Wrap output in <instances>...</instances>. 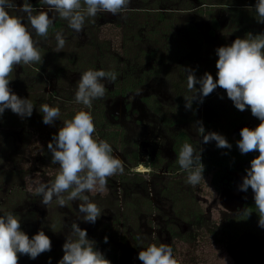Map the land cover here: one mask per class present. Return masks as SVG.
I'll return each mask as SVG.
<instances>
[{"label":"rangeland","instance_id":"rangeland-1","mask_svg":"<svg viewBox=\"0 0 264 264\" xmlns=\"http://www.w3.org/2000/svg\"><path fill=\"white\" fill-rule=\"evenodd\" d=\"M16 1L20 0H14L15 3ZM200 1L206 2L203 4L205 7L206 4L212 3L210 8H205L210 9L207 10L208 14L194 12L192 5L194 3L191 0H131L130 10L127 13L118 16L101 13L95 18H86L83 31L80 33L69 28L67 21L64 20L66 27L59 32L64 36L66 43L59 51L57 46L54 47L55 55H66L74 51L73 45L76 43L85 45L93 37H97L100 41L108 40L112 50L115 51L111 52L116 56L119 55L123 60L125 55L122 49L126 40L132 47L129 49L131 57L140 49L148 50L153 47L147 42H134L132 35H136L140 28L133 23L143 21L145 18L152 20L158 11L174 12L176 16L178 15L179 26L192 18L200 30L207 34L206 23L210 22L207 16L215 14L222 24L226 25L227 13L221 3L256 4L257 2V0ZM37 2L39 0H29L32 6ZM41 6L46 10L45 5L41 4ZM176 8L179 12H175ZM11 14L16 13L11 11ZM129 20L133 25L131 34L126 29ZM24 22L27 23L26 20ZM182 28V26L178 27L179 31ZM55 34H48L45 38L33 32V39L38 42V48L45 46L49 50L53 43H57ZM217 37V39L205 37L201 44L188 38L185 55L174 64L176 74L179 65H183L186 69L194 70L197 78L208 72L215 79L217 72L215 64L218 59L216 50L221 46L230 45L233 39L238 38L227 26L219 31ZM19 66L17 65L10 75L9 86L15 93L13 82L17 79L34 87L28 94L23 93L22 98L32 101L37 106V111L41 104L48 102L47 99L44 101L46 98L44 95L48 97L53 89H57L59 93L56 95L65 97L66 101L70 100L68 97L73 96L71 92L77 90L79 74L73 73L66 79L65 77L59 79L49 73L54 66L47 64L41 79L37 75H29L27 70V72L21 70L23 65L21 68ZM141 66V69L146 70L150 63L143 61ZM186 69L185 73H187ZM102 83L109 88L113 86L108 80H103ZM196 87L198 89L199 85ZM107 94L103 97L104 102L108 100ZM174 94L170 81L159 78L150 79L147 85L131 93L126 100L116 98L108 100L114 122L124 131V146L114 152V156L124 161V172L108 178L105 192L85 193L102 212L95 224L80 219L79 216L83 215L78 214L81 200L67 201L66 206L60 207L54 198L46 207L41 204V196L29 190L30 187L34 188V181L49 183L54 180L59 165L52 164V157L48 156L51 154L47 149L50 140L46 133L50 137L51 133L56 134L63 122L59 124L55 121L53 125H45L42 119H34L28 123L37 125L38 128L33 133L34 128L30 126L32 135L25 137L22 132L15 134V120L21 121L22 117L14 114L10 109L5 110L0 117V215L12 212L21 220L23 227L35 229L36 233L43 230L52 241L51 251L45 252L51 256V264H58L62 258V245L69 236L70 225L76 221L82 229L87 230L88 238L96 242V247L99 245L98 241L107 236L112 247L117 249L119 264H142L138 259V253L152 243L168 244L173 249V256L179 264H264V228L258 226V211L256 209V214L249 216L244 214L246 202L250 200L254 205L255 202L250 188L247 192L239 191L242 178L246 175L239 171L241 164L238 165V172L232 175L235 181V187L230 189L232 195L224 194L221 197L219 194L214 198L210 175L203 173L204 180L198 185L188 184L187 172L180 168L173 149L176 137L184 131L187 139L183 143H190L197 153L202 149V161L216 160L217 157L223 156L224 148H218L215 141L203 143V137L195 130L199 126L197 122H202L206 134L216 132L237 144L241 138L240 130L243 127L255 128L260 121L252 116L249 109H246L239 112L243 114L244 122L250 120L237 129H229L228 114L234 104L228 99L226 92L219 87L203 98V103L195 114L188 112L189 109L180 107ZM147 95L153 96L152 105L161 114L155 112L153 107L146 106L141 100ZM190 95L194 96L195 90H192ZM125 101L131 103V109L120 113ZM181 119L184 121L180 122ZM176 120L179 122L175 125L171 124ZM58 126L60 127L57 128ZM44 127L47 130L41 133ZM145 144L147 146L150 144L147 153L143 149ZM136 152L139 153L141 162H152L156 169L149 170L143 166L147 171H136L138 169L134 164ZM125 155L128 160L125 159ZM131 160L133 163H130ZM250 161L245 164L247 168H250ZM224 169H222L223 176L227 173ZM121 176H127V180H122L124 184L120 179ZM221 187L222 191L226 189L225 184ZM241 205L244 208L243 212L239 211V214H236L237 210L234 207L240 210ZM66 208L69 213L63 212ZM32 213L36 216L35 220L31 218ZM53 218L58 221L55 229L52 224ZM120 241L123 243L121 244ZM48 261L49 259H39L35 264H48ZM19 264L33 263L31 259L20 255Z\"/></svg>","mask_w":264,"mask_h":264},{"label":"clouds","instance_id":"clouds-1","mask_svg":"<svg viewBox=\"0 0 264 264\" xmlns=\"http://www.w3.org/2000/svg\"><path fill=\"white\" fill-rule=\"evenodd\" d=\"M39 2L46 6V10L40 8L37 11L29 0H23L21 5H17L14 0H0V117L9 109L22 118H30L33 114V103L19 97L9 86V77L17 65L43 63L33 32L47 38L58 16L67 21L69 28L80 33L86 18H95L101 13L122 15L130 10L131 0ZM10 10L16 14H11ZM255 11L257 22L264 23V0H257ZM55 39L57 51L63 49L66 40L62 33L56 32ZM216 54L215 79L208 72L197 78L194 70L186 69L187 87L190 91L195 90V95L190 99L185 98V108L190 109L192 102L197 99L203 103V98L219 87L226 92L237 110L243 112L250 109L252 116L260 121L255 128L243 127L240 130L241 138L237 146L241 154L259 153L250 161V168L245 169L246 175L242 178L239 191L247 192L251 188L259 216L258 226L264 228V33H248L245 38L238 37L230 45L219 47ZM116 78L115 72L92 69L84 71L78 80L75 102L91 109L93 100L105 95L106 88L102 81L114 82ZM196 85H199L198 89ZM39 112L43 113L42 122L45 125H53L61 114L59 107L47 103L40 105ZM197 123L199 126L195 130L203 137V143L215 141L218 148H231L223 135L216 132L206 134L202 122ZM95 132L90 111L79 110L71 119L65 120L47 144L51 163L59 165L54 180L49 183L34 181V188H29L41 196V204L46 207L54 198L60 207L66 206L67 201L81 200L78 214L83 215L79 217L91 224L96 223L102 212L85 193L105 192L108 178L124 172V161L114 156L111 145L106 140L96 138ZM201 153L202 149L197 153L186 142L178 155L180 168L187 172V183L193 186L204 180L205 166ZM136 171L147 170L141 166ZM244 214L249 216L251 212L245 211ZM104 242H108L107 236ZM95 244L94 240L88 238L87 230L73 222L69 236L62 245L63 256L58 264H111ZM51 249L52 241L43 230L30 238L21 230V220L16 215L12 212L0 215V264H19L20 255L35 260ZM138 259L142 264H179L173 256V249L165 243L150 244L139 251ZM48 264H51V257Z\"/></svg>","mask_w":264,"mask_h":264},{"label":"trees","instance_id":"trees-1","mask_svg":"<svg viewBox=\"0 0 264 264\" xmlns=\"http://www.w3.org/2000/svg\"><path fill=\"white\" fill-rule=\"evenodd\" d=\"M41 3L37 2L35 7L40 6ZM229 5H240L239 7L230 9V18L233 20L234 23V31H238L239 35H246L248 33H252L253 35L262 34L260 29L264 27V23L257 22V13L255 11V5L252 4H237L231 3ZM243 6V8L241 7ZM150 12V11H147ZM209 12H207L208 14ZM201 14H204L201 11ZM206 14V13H205ZM155 17L145 18V20L140 21L138 23H133L140 28L136 35H132L135 43H150L153 47H150L148 50L140 49L136 51L132 57L130 56L129 49L130 47L128 41L126 40L123 46V53L125 58L121 60L119 55H115L112 50V45L108 40L100 41L97 37H93L88 43L85 45H81L79 42L73 46L74 51L72 53H68L66 55H55L54 47L57 46V43L52 45V47L47 50L45 46L39 47L41 52L43 63H33L29 65H20L19 68L22 67L21 70L24 72H28L29 75H37L41 79L44 76L45 69L47 68V64L53 65V69H51L50 74H53L56 78L61 79L63 72L66 70L65 68H80L83 70L88 69H95V70H104L106 72H115L117 78L113 83L114 89L110 91L111 94L114 95H127V93L134 92L147 84L150 79H159L163 78L165 80L170 81L172 89L176 94V101L177 104L185 108L186 100L185 98H191V91L187 87V75L185 73V66L179 65L178 67V74L174 69L175 65L179 60L183 58L184 51L186 48V43L188 38H194L198 42H202V37L196 26L189 25L184 23L182 25H178V18L175 13L173 12H161L158 11L155 13ZM138 21V20H137ZM127 31L133 32V25L129 21H127ZM177 23V25H176ZM214 24L216 21L214 20ZM183 27L180 31L178 27ZM66 27L64 19L59 18L58 16L55 18L52 27L49 29V35H53L56 32L61 31ZM145 29V31H144ZM63 32V31H62ZM211 36L214 35L213 32L209 33ZM129 45V46H128ZM127 49V51H126ZM113 51V52H111ZM131 57V58H130ZM150 63L149 68L146 70L141 69L142 62ZM27 70V71H26ZM19 79V77L17 76ZM9 79H11L9 77ZM33 83V82H31ZM15 85V94L20 95L22 98V94H28L29 91L33 90L34 87L28 85V83L22 80H15L13 82ZM106 91L108 90L107 87ZM24 89V90H22ZM27 89V90H26ZM51 98L44 95V101L47 99L48 102H44L49 104L50 106L59 107L60 108V117L58 118L57 123L64 122L67 119H71L74 114L79 110L90 111L93 119L94 124L99 128L98 131L95 132V137L98 139L106 140L112 147V149H119L124 146L123 136L124 131L119 129V127H112L108 125V119L105 115V106L103 105L101 99H94L101 100L97 101V103L92 102V105L95 107L94 109H87L82 104H72V101L61 100V97L58 95L53 94ZM26 97V96H25ZM70 100H74L73 97H68ZM150 99L148 102H150ZM32 102V101H31ZM33 103V102H32ZM43 103V104H44ZM150 104V103H149ZM34 105V104H33ZM200 106L199 100H194L192 102L191 108L188 112H195L198 110ZM36 105H34V110L32 116L24 117L21 121L15 120V134L22 132V134L27 137H31L32 131L30 126L34 128L33 133H35L37 125H29V121H34V119H43V113L36 110ZM232 113L228 114L229 117V129L235 128L239 122L241 121L240 116L241 114L237 112L235 107L232 108ZM236 112V114H235ZM34 123V122H33ZM61 126V125H60ZM58 126L57 128H59ZM47 128L44 127V130L41 131L43 133L46 131ZM27 130V131H26ZM50 130V129H49ZM26 133V134H25ZM29 133V134H28ZM53 136V133H51ZM48 139L51 140L52 136ZM16 137V136H15ZM187 139V136L184 132H181L175 142L174 149L177 154L179 155V151L184 144L183 142ZM228 141V140H227ZM231 148H224L223 156L217 157L216 160L204 161L203 164L205 165L206 175H210V186L215 193L216 198L219 195V184L217 181L218 176L221 173V169L225 168L228 171H235L237 170L238 165L245 163L246 161L252 160L255 158L259 153L254 152L253 155H242L238 148L235 146L234 142H230ZM135 155V166L138 165V155ZM51 157V154L48 155ZM132 162V160H131ZM133 163V162H132ZM214 169V170H212ZM243 170L246 167H242ZM212 170V171H209ZM121 181L126 179L127 176H121ZM123 183V181H122ZM124 184V183H123ZM246 211L251 212V214H256V207L251 202L248 203ZM250 214V215H251ZM16 215V214H15ZM35 214H31V218L35 220ZM241 219V218H239ZM249 219V218H247ZM29 219L27 218L26 221ZM57 219H52L53 229L57 226ZM21 229H24V232L29 235L31 238L33 235L36 234L35 229H27L23 227L21 223ZM92 240V239H91ZM99 245L96 247L102 253H104L105 257L111 261V264H119V257L117 255V249L113 248L112 244L109 242L105 243L104 239H100ZM121 244L123 241H120ZM148 244V242H147ZM146 244V245H147ZM23 256V255H22ZM25 258L30 259L28 256L24 255ZM51 257L48 253L41 254L35 260H32V263L35 264L39 259H49Z\"/></svg>","mask_w":264,"mask_h":264},{"label":"flooded vegetation","instance_id":"flooded-vegetation-1","mask_svg":"<svg viewBox=\"0 0 264 264\" xmlns=\"http://www.w3.org/2000/svg\"><path fill=\"white\" fill-rule=\"evenodd\" d=\"M194 4H192V5H194L193 6V9H194V12L195 11H197L196 13H198V14H201V9H204L203 10V12H204V15H205V13L206 12H208L207 10H209L210 11V9H205V8H210V4H212V3H208V4H206L207 5V7H205V5H203L204 3H206V2H202V1H200V0H197V1H193V0H191ZM16 3H17V5H21L23 2L20 0V1H16ZM198 3V4H197ZM229 4H231V3H221V5L225 8V10H226V13H227V20H226V25H223L222 24V22H221V20H220V18L219 17H217L215 14L214 15H211V16H207L209 19H210V22L208 23H206V27H207V29H206V32H207V34H205V33H203L201 30H200V27L199 26H197V23H195L194 22V20H192V18H189V19H187L186 20V22L185 23H187V24H189V25H194V26H196V28L198 29V31L200 32V34H201V37L202 38H205V37H207V38H211V39H217L218 37V33H219V31L223 28H226V26L237 36V37H239V38H245V36L244 35H239L238 34V31H234V23H232L233 22V20L230 18V9H232V8H236V7H239L240 5H235V6H233V5H229ZM238 4V3H237ZM244 4H249V3H244ZM252 5H255V3H253ZM33 7L34 8H36L37 10H40V8L42 7L41 5L40 6H38V7H35V5H33ZM242 8H243V6H241ZM174 10V9H173ZM161 12H165V10H162ZM175 12H179V10H177V8L175 9ZM174 13V12H173ZM210 14H211V12H210ZM203 15V14H202ZM196 17H199L198 15H195ZM214 20L216 21V24H214ZM264 28V27H263ZM263 28L262 29H260V32L261 33H264V31H262L263 30ZM203 34H202V33ZM210 32H213L214 33V35L213 36H211L209 33ZM192 40L194 39V38H191ZM194 40H196V39H194ZM197 41V40H196ZM233 41H234V39H233ZM198 42V41H197ZM199 44H201L200 42H198ZM74 46V45H73ZM68 53H72V51L71 52H68ZM67 53V54H68ZM66 70L63 72V76H62V78L64 79V77H65V79L66 78H68L69 76H71L73 73H76V74H79V75H81L84 71H86V70H83V69H80V68H71V67H67V68H65ZM75 76H78V75H75ZM145 85H147V84H145ZM144 85V86H145ZM144 86H142V87H144ZM106 87V86H105ZM141 87V88H142ZM73 89H75V88H73ZM107 91H105L106 93H105V95L107 94L109 97H108V100L110 99V98H116V99H121V100H126V99H128L130 96H131V93H133V92H131V93H127V95H114V94H111L110 93V91H112L113 89H114V87L112 86V88H109V87H107ZM75 92L76 91H72L71 92V94L73 95V96H75L74 94H75ZM134 92H136V91H134ZM51 95H49V97L51 98L52 96H54L53 94H57V93H59V91L57 90V89H53L52 91H50L49 92ZM175 95V98H176V94H174ZM72 96V97H73ZM71 97V96H70ZM104 97V96H103ZM102 97V98H103ZM152 97L153 96H150V95H147V96H143L142 98H141V100L145 103V105L146 106H148V107H150V108H154L156 111L155 112H157L158 114H161V113H159L158 112V110L156 109V107L155 106H153L152 105ZM101 98V99H102ZM149 98H151L150 99V102H148V100H149ZM214 98H215V96H214ZM64 99H66L65 97H62L61 98V100H64ZM98 99H100V98H98ZM108 100L106 101V102H104V101H102V103H103V105L105 106V115H106V118L108 119V125L109 126H112V127H119V129H122V128H120L121 126L119 125V124H117V123H115L114 121V118L111 116V114H110V109H109V107H110V105H109V103H108ZM218 99H216V101H217ZM69 101H72V104L73 103H75V104H77L76 102H75V99L74 100H69ZM97 101H101V100H93V102L94 103H97ZM215 101V102H216ZM219 101V100H218ZM214 102V103H215ZM150 103V104H149ZM130 106H131V103L130 102H128V101H125V106L124 107H122V109L120 110V113L124 110H126V109H129L130 108ZM200 106H201V103H200ZM200 106H199V108H200ZM233 107H235V106H233ZM233 107H231L230 108V113H232V108ZM95 107L92 105V108L91 109H94ZM198 108V109H199ZM131 109V108H130ZM129 109V110H130ZM153 109V110H154ZM90 110V109H89ZM250 110V109H249ZM237 112H239V110H237ZM240 113V112H239ZM193 114H195V112H193ZM235 114H236V112H235ZM243 116V114L240 116V119H241V121L239 122V124L235 127V128H233V129H237L240 125H242V124H244V123H247L250 119H248L247 121H245L244 122V118L242 117ZM186 120H188V119H186ZM243 120V121H242ZM184 120L183 119H181L180 120V122H183ZM179 121L178 120H176V121H174V122H172L171 124H173V125H175L176 123H178ZM95 127H96V131H98L99 130V128L96 126V124H95ZM123 130V129H122ZM181 132H184V131H181ZM180 132V133H181ZM185 133V132H184ZM177 138H178V136L176 137V140H177ZM176 140H175V142H176ZM175 142H174V145H175ZM234 144H235V146L238 148V146H237V144H236V142L234 141ZM174 145H173V149H174ZM149 146H150V144L147 146L146 144L145 145H143V149H144V152L145 153H147L148 152V148H149ZM115 150H117L116 148L115 149H113V155H115ZM119 150V149H118ZM238 150H239V148H238ZM240 151V150H239ZM137 153V155H138V165H136L135 167L136 168H139V167H141V166H145L146 168H148L149 170H152V169H156L155 167H154V165L152 164V162L151 163H143V162H141L140 161V158H139V153L138 152H136ZM174 153H175V155H176V158L178 159V156H177V154H176V152H175V149H174ZM241 153V152H240ZM252 153H254V152H250V153H247V154H242V155H253ZM125 159H127L126 158V155H125ZM128 160V159H127ZM126 160V161H127ZM204 161H202V163H203ZM248 161H246L245 163H243V164H241V169H239V171H241V172H243V173H246L245 172V170H243L242 169V167L244 166V167H246L245 166V164L247 163ZM130 163H132V162H130ZM174 165H175V162H174ZM204 165V164H203ZM205 166V165H204ZM176 168V167H175ZM238 168V167H237ZM223 169V168H222ZM222 169H221V173H220V175L218 176V178H217V181H218V184H219V194H221V197H223V195L224 194H227L228 196L229 195H232V193H230V189L231 188H234L235 187V181H234V179H233V174H235L236 172H238V169L237 170H235V171H228L227 170V173H225V175L223 176L222 175ZM246 169H248L247 167H246ZM212 170H214V169H212ZM212 170H209V171H212ZM224 170H226V169H224ZM205 172V175H206V172L208 171V170H204ZM229 174H230V176H229ZM233 175V176H232ZM222 184H225V187H226V189L224 190V191H222ZM251 189V188H250ZM232 192V191H231ZM222 200L224 199V198H221ZM249 202H251L250 200H248L247 202H246V206H245V209L247 208V205H248V203ZM253 204V203H252ZM73 208V207H72ZM231 208H233L232 206H231ZM235 208V210H237V212H236V214H239V211H240V213L241 212H243V205H241V207H240V210L239 209H236V207H234ZM63 212H68L69 213V211H68V209L66 208V211L64 210ZM62 212V213H63ZM239 216V215H238ZM77 222V221H76Z\"/></svg>","mask_w":264,"mask_h":264}]
</instances>
